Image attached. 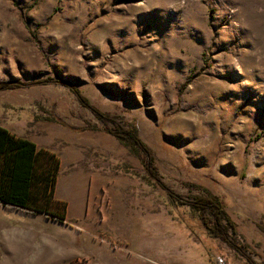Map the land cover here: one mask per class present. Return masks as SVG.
<instances>
[{
	"label": "rangeland",
	"instance_id": "374dc122",
	"mask_svg": "<svg viewBox=\"0 0 264 264\" xmlns=\"http://www.w3.org/2000/svg\"><path fill=\"white\" fill-rule=\"evenodd\" d=\"M58 80L137 125L169 190L220 196L246 255L133 154H104L105 124ZM17 81L0 89L1 124L97 126L102 171L125 162L139 175L120 173L132 180L86 221L0 205V264H264V0H0V83Z\"/></svg>",
	"mask_w": 264,
	"mask_h": 264
},
{
	"label": "trees",
	"instance_id": "16d2710c",
	"mask_svg": "<svg viewBox=\"0 0 264 264\" xmlns=\"http://www.w3.org/2000/svg\"><path fill=\"white\" fill-rule=\"evenodd\" d=\"M58 81L70 87L81 102L91 108L98 119L105 124L103 130L117 137L120 143L140 160L148 175L160 182L162 187L169 190L158 177L156 166L153 164L151 149L140 136L137 125H125L118 118L109 116L92 106L72 81ZM20 84L22 82L19 81L0 83V89L18 87ZM37 119L56 121L73 130H102L97 126L91 127L89 124L82 127L69 126L57 116L34 114L33 121ZM110 122L114 124L113 127L108 126ZM112 171L114 173H127L130 176L139 175L125 162L118 163ZM59 173L60 158L57 153L47 148H38L32 140L17 135L0 123V205L28 213H53L65 219L66 210L64 207L66 203L54 198V189ZM187 185L199 192L187 198H182L171 190H169V194L172 198L179 199L181 204L191 206L208 235L221 239L231 249L246 255L247 246L238 242L237 225L227 213L223 199L196 183L191 182ZM58 205L63 207L62 212L52 208ZM247 260L251 264H260L250 256Z\"/></svg>",
	"mask_w": 264,
	"mask_h": 264
},
{
	"label": "crops",
	"instance_id": "0c3cea01",
	"mask_svg": "<svg viewBox=\"0 0 264 264\" xmlns=\"http://www.w3.org/2000/svg\"><path fill=\"white\" fill-rule=\"evenodd\" d=\"M2 125L17 135L32 140L38 148H47L58 154L60 173L55 184L54 198L66 203L64 209L68 223L86 221L98 214L102 206H107L108 197L118 190L123 191L132 180L128 175L102 171L103 167L97 165L94 151L100 143L93 130L75 132L50 126L42 134H37L18 132L15 125L7 122ZM107 135L111 137L112 147L102 151L104 154L130 153L117 137L111 133ZM61 141L62 145L58 143Z\"/></svg>",
	"mask_w": 264,
	"mask_h": 264
},
{
	"label": "water",
	"instance_id": "95a60500",
	"mask_svg": "<svg viewBox=\"0 0 264 264\" xmlns=\"http://www.w3.org/2000/svg\"><path fill=\"white\" fill-rule=\"evenodd\" d=\"M35 213H36V212H35ZM40 213H44V214H46V215L51 214V215L53 216V219L60 220V221L63 222V223H68V222L66 221V218L64 219V218L58 217V216H56V215L53 214V213H45V212H40Z\"/></svg>",
	"mask_w": 264,
	"mask_h": 264
}]
</instances>
